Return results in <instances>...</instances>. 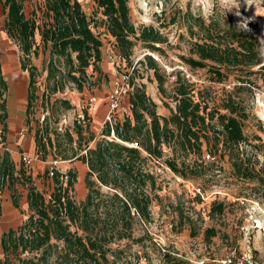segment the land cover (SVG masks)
I'll return each instance as SVG.
<instances>
[{"label":"trees","instance_id":"trees-1","mask_svg":"<svg viewBox=\"0 0 264 264\" xmlns=\"http://www.w3.org/2000/svg\"><path fill=\"white\" fill-rule=\"evenodd\" d=\"M26 1L31 0H0L6 14L4 29L18 44L21 69L28 72L24 123L32 133L35 155L42 161L51 157L56 162L77 160L87 165V193L78 201L74 196L77 172L74 169L63 172L52 165L44 172L53 186L47 198L35 185L29 165L24 164L19 169L20 177L16 176L10 154L5 152L0 162V178L3 183L8 182L15 208L20 207L16 185L27 187L28 214L20 225L0 236L5 254L0 264H119L112 244L134 238L135 223L149 221L152 192L159 188L153 171L145 165L147 158L143 152L160 161L165 155L164 148H171L174 156L167 157L164 163L175 174L189 179L200 176L207 147L209 157L228 154L237 178L257 177L255 167L241 156V145L249 139L243 127L245 110L233 92L223 97L222 103L211 106L201 91H196L191 74L176 70L173 91L167 95L169 76L161 70L153 53L145 54L144 59L153 71L163 99L169 97L175 102V107H171L164 101L171 112L169 117L158 113V105L147 94L145 83H136L132 75L128 83L130 113L124 117L111 114V120L105 121L104 137L96 139L88 107L82 117L74 119L72 127L60 131L63 127L57 126L59 110L72 105L69 99L56 95L63 93L70 83L79 92L88 88L95 93L100 78L98 81L93 78L96 73L100 77L104 74L101 67L104 41L101 32L94 29L98 22L92 25L79 0H43L38 20L27 17ZM93 1L104 17L100 24L105 33L114 38L130 66L138 42L152 52L161 51V44L168 42L152 25L140 29L134 25L129 0ZM187 21L191 37H199L191 42L189 55H180L191 70L206 69L210 80L217 83L234 76L241 83L236 86L238 92L246 84H253L252 75L264 74V55L252 32L234 23L223 26L214 17L207 22L203 17L190 15ZM38 36L43 52L49 54L42 69L32 63V57L41 51ZM0 85L3 92L7 90L1 60ZM0 107L7 130L5 101ZM112 134L114 137L107 139ZM212 210L222 212L223 203L214 205ZM206 232L209 237L216 234L213 227ZM196 234L192 231L193 236ZM135 241L143 242L144 238Z\"/></svg>","mask_w":264,"mask_h":264},{"label":"rangeland","instance_id":"rangeland-1","mask_svg":"<svg viewBox=\"0 0 264 264\" xmlns=\"http://www.w3.org/2000/svg\"><path fill=\"white\" fill-rule=\"evenodd\" d=\"M79 1L92 19V25L95 21L98 22L94 29L101 32L104 41L101 62L104 74L100 77V74L96 73L93 78L96 81L100 78L94 88L95 93L88 88L79 92L74 84L70 83L63 93L56 95L69 99L72 105L68 109L59 110V124L56 125L63 127L60 131H64L67 126L72 127L74 119L82 117L83 110L88 107L93 118L91 129L96 133V139L104 137L102 132L106 127L107 115L112 109V95H115L117 90L120 91L119 107L118 111L112 110L111 114L124 117L130 113L128 83L129 76L132 75L136 83H145L147 94L158 105V113L169 117L171 112L164 101L171 107H175V102L169 97L163 99L153 71L149 69L144 59L145 54L153 53L152 57L161 70L169 76L166 83L167 95L173 91L172 84L175 80L173 71L176 70L191 74L196 91H201V95L211 106L222 103L223 97L233 92L245 110L243 127L249 139L248 143L241 145L243 152L241 156L255 167L257 176L253 180L237 178L228 154L209 157L207 147L204 148L205 156L202 157L206 162L202 165L200 160L198 161L202 165L199 169L200 176L189 179L175 174L164 163L167 157L174 156L171 148H164L165 155L160 161L143 152L147 158L145 165L149 171H153L159 188L152 192L153 202L149 221L135 223L134 238L112 244L116 249V260L119 264H217L233 253L235 255L249 253L260 264H264V74L258 72L252 75L253 84L251 86L246 84L243 86L245 88L238 92L236 86L241 83L234 76H230L222 83L212 82L206 69L191 70L180 58L182 54L189 55L191 42L199 39L198 36L192 38L188 31L187 18L190 15L194 18L203 17L207 22L214 17L223 26L234 23L242 30H245L244 22H247V31L258 38L262 49L264 46L260 44V40L264 39V0H255L250 7L244 5L241 0L239 16L236 15V9L229 11L222 0H129V14L138 29L152 25L168 38L167 43L161 44L159 52H152L144 47L142 42H138L131 56L133 61L131 66L121 56L114 38L105 33L104 26L100 24L104 17L94 1ZM25 4L27 17L36 20L41 18L43 0L26 1ZM5 17V10L0 2V59L7 83V90L4 92L0 85V104L5 101L7 115L5 122L8 125L7 130H4L1 120L4 110L0 107V131L3 141L5 140L4 153L6 151L10 153V159L15 165V175L20 177L19 169L25 164L20 154L34 155L28 147L32 133L24 123V113H19L18 102L21 97L26 96L28 72H23L20 68L21 50L4 29ZM40 43V54L32 57V63L42 69L48 62L49 54L48 51L43 52L42 41ZM139 60L143 62H138ZM254 70L257 71L258 67H254ZM89 73H92L91 68ZM9 106L11 124L8 118ZM112 137L113 134L107 139ZM4 153L0 154V162ZM51 159V157L47 161H42L41 158L32 159L29 164V172L37 188L49 198L53 186L51 180L44 177L45 170L52 165L63 172L74 169L78 175L74 196L78 201L83 199L87 193L85 182L87 165L77 160L56 162ZM16 188L20 207L15 208L12 204L15 211V215L12 216L11 213L8 214L5 202V199L8 200L7 194L12 190L8 182L0 184V236L9 230L10 224L14 223L12 228H16L27 217L28 189L21 184H17ZM103 190L107 191V188L104 187ZM220 202L223 203V211L212 210V207ZM210 227L216 230V234L211 237L206 232ZM192 231H196L197 234L193 236ZM141 237L144 238L143 242L135 241ZM165 253L170 256H165ZM10 257L14 259L12 254ZM0 258L5 259L1 246ZM175 259L179 263H175Z\"/></svg>","mask_w":264,"mask_h":264},{"label":"built area","instance_id":"built-area-1","mask_svg":"<svg viewBox=\"0 0 264 264\" xmlns=\"http://www.w3.org/2000/svg\"><path fill=\"white\" fill-rule=\"evenodd\" d=\"M118 94H120L119 90L116 91L115 95H112L113 100H112L111 111L115 110V109L118 110V107H119V101H118L119 95ZM130 107H129V109H130ZM111 111L108 113L106 121L111 120V113H112ZM2 147H3V145H2V143H0V149H2ZM20 157L26 165L31 164L32 159L39 158L38 155L34 154L33 156H30V155H27L26 153H21ZM0 184L3 185V178H0ZM217 264H260V263L249 253L248 254H241V255H235L233 253V254L227 256L226 258L222 259L221 261L217 262Z\"/></svg>","mask_w":264,"mask_h":264},{"label":"crops","instance_id":"crops-1","mask_svg":"<svg viewBox=\"0 0 264 264\" xmlns=\"http://www.w3.org/2000/svg\"><path fill=\"white\" fill-rule=\"evenodd\" d=\"M0 55H1V53H0ZM0 58H1V56H0ZM1 60V59H0ZM19 63H20V61H19ZM20 68H21V65H20ZM22 70V69H21ZM23 71V70H22ZM2 72H3V70H2ZM23 72H25V71H23ZM4 75V74H3ZM4 78H5V76H4ZM7 84V83H6ZM27 95H28V83H27V93H26V96L25 97H21V99H20V101L18 100V102L20 103L19 104V106H20V111H19V113H24V116H25V110H26V104H27ZM3 102V101H2ZM11 108H10V106H9V121H10V124L12 123L11 122ZM24 120V119H23ZM12 125H15V124H12ZM7 128H8V126H7ZM2 131H0V143H2V145H3V147H2V149H0V154L2 155V153H4V151L6 150L5 149V140L3 141V137H2V133H1ZM29 147V150L30 151H32V152H34L33 154H35V142H34V139H33V136H32V138L30 139V145L28 146ZM7 152V151H6ZM5 154V153H4ZM10 154V153H9ZM5 193V195H6V192H4ZM8 195V200L7 199H5V202H6V205L8 206V209H7V212H9V213H11V215L13 216V215H15V211L13 210V208H12V204H13V202H12V198H11V192H9V194H7ZM8 217V216H7ZM9 218V217H8ZM15 222V221H14ZM14 225V223L13 224H10L9 225V229L10 228H12V226Z\"/></svg>","mask_w":264,"mask_h":264},{"label":"clouds","instance_id":"clouds-1","mask_svg":"<svg viewBox=\"0 0 264 264\" xmlns=\"http://www.w3.org/2000/svg\"><path fill=\"white\" fill-rule=\"evenodd\" d=\"M222 2L228 7L229 11L232 9H236V15H240L239 9L241 7V0H222ZM255 3V0H243V4L250 7ZM245 24V30L247 29V22H244ZM260 44L264 46V39L260 40ZM262 54H264V47L261 49Z\"/></svg>","mask_w":264,"mask_h":264},{"label":"bare ground","instance_id":"bare-ground-1","mask_svg":"<svg viewBox=\"0 0 264 264\" xmlns=\"http://www.w3.org/2000/svg\"><path fill=\"white\" fill-rule=\"evenodd\" d=\"M8 214H9V212H8ZM11 217V216H10Z\"/></svg>","mask_w":264,"mask_h":264}]
</instances>
